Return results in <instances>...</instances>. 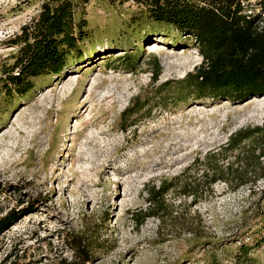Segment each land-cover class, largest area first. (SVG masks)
I'll return each mask as SVG.
<instances>
[{
    "label": "rangeland",
    "instance_id": "obj_1",
    "mask_svg": "<svg viewBox=\"0 0 264 264\" xmlns=\"http://www.w3.org/2000/svg\"><path fill=\"white\" fill-rule=\"evenodd\" d=\"M46 1L0 0V65L14 62L11 40ZM76 2L91 31L82 56L24 95L0 85V218L19 212L1 234L0 264L11 250L19 264L77 263L67 235L94 231L86 264H264V179L236 190L219 181L214 194L205 183L196 199L172 189L165 222L138 224L153 187L199 180L196 158L264 125V96L182 101L174 83L203 60L192 37L134 20L135 1ZM243 3L264 15V0ZM136 96L146 107L124 115Z\"/></svg>",
    "mask_w": 264,
    "mask_h": 264
},
{
    "label": "trees",
    "instance_id": "obj_2",
    "mask_svg": "<svg viewBox=\"0 0 264 264\" xmlns=\"http://www.w3.org/2000/svg\"><path fill=\"white\" fill-rule=\"evenodd\" d=\"M110 1H135L142 8L134 20L141 21L146 16L151 22L171 25L194 39L203 60L194 71L174 83L176 94H184L180 100L192 97L193 100L242 102L264 95V15L248 12L243 0ZM77 7L76 0H48L40 13L23 26L21 33L11 40L18 46L14 62L0 65V85L5 91L24 95L34 87L36 77L58 75L74 58L82 56L84 42L91 31L87 18L78 16ZM153 60L157 79L162 66L156 56ZM140 98H133L124 115H132L146 107ZM262 157L264 125L234 131L226 142L209 150L201 161L196 158L190 169H194V174L202 170L199 180L184 173L169 183L162 182L157 189L153 187L149 208L138 218V224H143L150 216L165 222L170 213L165 210L164 198L172 189L196 199L205 183L211 194H214L213 185L219 181L233 190L255 185L264 179ZM18 215L19 212L12 211L0 218V238ZM96 232L92 234L96 236ZM93 235H67L77 261L74 264H86L92 259L91 251L98 245ZM17 257L18 253L11 250L1 264H19Z\"/></svg>",
    "mask_w": 264,
    "mask_h": 264
},
{
    "label": "water",
    "instance_id": "obj_3",
    "mask_svg": "<svg viewBox=\"0 0 264 264\" xmlns=\"http://www.w3.org/2000/svg\"><path fill=\"white\" fill-rule=\"evenodd\" d=\"M264 96V95H261V97Z\"/></svg>",
    "mask_w": 264,
    "mask_h": 264
}]
</instances>
